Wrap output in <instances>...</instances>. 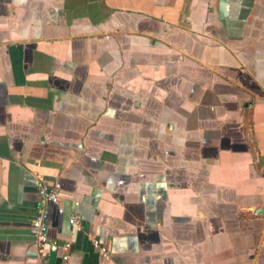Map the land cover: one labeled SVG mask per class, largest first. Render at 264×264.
Listing matches in <instances>:
<instances>
[{"label":"crops","instance_id":"obj_1","mask_svg":"<svg viewBox=\"0 0 264 264\" xmlns=\"http://www.w3.org/2000/svg\"><path fill=\"white\" fill-rule=\"evenodd\" d=\"M66 256L264 264V0H0V264Z\"/></svg>","mask_w":264,"mask_h":264},{"label":"built area","instance_id":"obj_2","mask_svg":"<svg viewBox=\"0 0 264 264\" xmlns=\"http://www.w3.org/2000/svg\"><path fill=\"white\" fill-rule=\"evenodd\" d=\"M35 175L37 178L39 207L32 222L31 233L37 242L40 255L45 257L49 254H56L59 251L57 245L49 242L47 204L52 203L55 205H60L61 194L56 188L47 184L39 174L36 173ZM70 224L74 227L82 228V221L77 216H73L70 219ZM94 245L96 248H99L97 241H94ZM69 247L70 246L68 245L67 248ZM64 261L65 264H69V257H64Z\"/></svg>","mask_w":264,"mask_h":264},{"label":"water","instance_id":"obj_3","mask_svg":"<svg viewBox=\"0 0 264 264\" xmlns=\"http://www.w3.org/2000/svg\"><path fill=\"white\" fill-rule=\"evenodd\" d=\"M259 212H261V211H259Z\"/></svg>","mask_w":264,"mask_h":264}]
</instances>
